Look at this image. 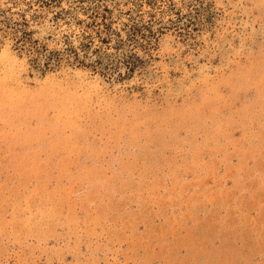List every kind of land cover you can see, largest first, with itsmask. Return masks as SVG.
<instances>
[{
    "label": "rangeland",
    "instance_id": "obj_1",
    "mask_svg": "<svg viewBox=\"0 0 264 264\" xmlns=\"http://www.w3.org/2000/svg\"><path fill=\"white\" fill-rule=\"evenodd\" d=\"M0 264H264V0H0Z\"/></svg>",
    "mask_w": 264,
    "mask_h": 264
}]
</instances>
